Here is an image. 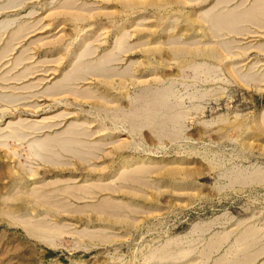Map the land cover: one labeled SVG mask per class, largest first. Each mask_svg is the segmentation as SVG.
<instances>
[{"label": "rangeland", "instance_id": "rangeland-1", "mask_svg": "<svg viewBox=\"0 0 264 264\" xmlns=\"http://www.w3.org/2000/svg\"><path fill=\"white\" fill-rule=\"evenodd\" d=\"M0 264H264V0H0Z\"/></svg>", "mask_w": 264, "mask_h": 264}, {"label": "bare ground", "instance_id": "bare-ground-1", "mask_svg": "<svg viewBox=\"0 0 264 264\" xmlns=\"http://www.w3.org/2000/svg\"><path fill=\"white\" fill-rule=\"evenodd\" d=\"M260 5V4H259ZM259 5H257V6H259ZM255 8H256V6H255ZM253 9H254V7H253ZM251 12V11H250ZM237 13V12H236ZM221 14V13H220ZM238 14H240V13H238ZM247 15H249V12L247 13L246 12V14H240V18L242 17L243 18V20H244V18H245V16H247ZM219 16V15H218ZM221 16V15H220ZM223 18V21L222 22H225V23H228V24H230V25H232L233 23H235V22H239L240 21V19H239V17H238V15H235V14H233V12L232 13H227V14H225V15H223L222 16ZM219 23V22H218ZM218 25V24H217ZM198 51H201V50H198ZM213 52H215V49L212 47V48H209V49H204L203 50V53H213ZM199 53V52H198ZM218 53V52H217ZM210 55V54H209Z\"/></svg>", "mask_w": 264, "mask_h": 264}]
</instances>
